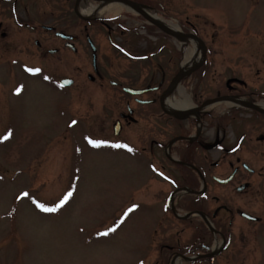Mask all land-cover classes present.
<instances>
[{"label": "rangeland", "instance_id": "374dc122", "mask_svg": "<svg viewBox=\"0 0 264 264\" xmlns=\"http://www.w3.org/2000/svg\"><path fill=\"white\" fill-rule=\"evenodd\" d=\"M52 1L55 0L33 3L35 12L42 15L35 23L54 24L59 8L52 7ZM101 1L78 0L76 5L79 9L96 7ZM155 1L140 2L153 3L154 8L148 11L177 25L179 31L191 32L193 26L208 42L210 92L222 87L231 75L244 79L253 88L264 85V0H159V8H155ZM72 7L73 0H67L65 16L62 15L64 29L78 34L83 24L76 19ZM104 14V19H120L126 31L121 36L119 30L112 34L119 49L109 43L105 30L92 35L98 48L97 68L106 77L104 87L98 80L88 79L95 74L90 52L84 46L77 54L65 51L56 58L41 55L31 43L28 51V42L23 43L25 32L14 27L8 15L3 18L13 26L6 40L0 38V138L7 137L0 139V264H156L160 243H173L175 237L168 232L180 231L183 226L169 224L168 230L157 232L151 242L149 234L160 210L141 202L161 205L171 188L161 178L148 177L143 157L125 153L123 145L115 142L126 138L148 147V140H165L171 129L156 131L150 120L142 118L138 135L123 131L116 137L111 123L104 124L112 122L124 108L122 92L108 87V81L137 84L135 80L145 74L138 77L133 70L147 65L135 54L152 45L149 37L165 35L125 7L117 14ZM134 31L138 38H132ZM35 37L54 44L40 35ZM162 40L174 52L182 47L170 37ZM15 41L22 43L13 46ZM191 46L187 43L183 48ZM186 51L181 56L174 53L167 63L170 72L182 70ZM168 57L163 52L157 61L164 64ZM65 77L74 81L69 88L58 86V80ZM172 90L165 99L176 96ZM260 103L264 104V100ZM229 104H221L217 111ZM174 113L183 117V112ZM248 115L242 114L245 118ZM251 125H245L244 130H250L248 135H264V128L255 130ZM231 132L228 128V135ZM247 159L252 160L250 156ZM153 160L155 165L171 171L172 166L160 152ZM252 164L258 167L262 163L259 160ZM248 195L240 197L241 202L248 201ZM38 204L56 210L42 211ZM258 209L253 211L264 219V209ZM182 233L178 238L187 242L189 234ZM258 243L255 252L246 254L243 264H253L258 259L262 261L257 264H264V237ZM228 250L222 251L216 261L222 264L230 258L226 264H242L238 254H233L232 248ZM170 264H174L173 260Z\"/></svg>", "mask_w": 264, "mask_h": 264}, {"label": "flooded vegetation", "instance_id": "af4514ba", "mask_svg": "<svg viewBox=\"0 0 264 264\" xmlns=\"http://www.w3.org/2000/svg\"><path fill=\"white\" fill-rule=\"evenodd\" d=\"M45 1L47 0H0V38L6 40L10 34L8 30L14 24V27L25 32L23 43L28 42L25 45L28 51H31L29 50L31 43L41 55L56 58L65 51L77 54L84 46L89 50L92 59L94 51L90 42L94 45L93 34L105 30L109 43L118 46L112 40L113 32L119 30L120 36L126 32L120 19L84 20L75 13L76 0H73L72 8L76 19L83 24L80 33L73 34L64 29L62 15L65 16L67 0L52 1L51 6L59 8L54 24H44L41 21L35 23L42 15L38 11L36 13L32 5L34 2ZM130 1L154 8L153 3L140 2L142 0ZM156 1L154 6L159 8L162 3ZM5 15L9 16L12 25L5 22L3 19ZM92 24L94 26L91 33L89 27ZM36 34L53 41L54 44L48 45L36 38ZM59 34L69 38L61 37ZM197 36L202 41L199 48L205 50L204 63L172 88L171 93L176 96L168 97L170 101H175L179 100L180 96H185L191 104V108L181 111L184 113L182 118H175L164 112V109H167V98L165 99L167 89L178 73L170 72L167 63L171 62L174 53L181 56V52L187 50V47L179 51L176 49L174 52L170 45L165 46L164 43L168 42L162 40L168 39V36H155L149 37L153 40L152 45L146 47L145 51L135 54L147 65V68L133 70L138 72V77L142 72L145 74L141 79L135 80L137 84L128 85L129 83L125 82L122 85L108 81V87L122 92L121 104L124 108L123 111L117 112L112 122L109 120L104 124L111 123L113 135L114 124H119L116 137L123 131H127L126 135H138L142 128L139 125L143 122L142 118L150 120L156 131L167 127L172 131L171 135H166L165 140L151 138L148 140V147L140 143L135 144L126 138L115 140L124 146L125 153L143 157L144 166L149 172L148 177L161 178V181L171 188L162 198L161 205L150 206L141 202L142 205L160 210L153 228L154 232L151 231L149 234L151 242L153 237L157 236V232L168 230L169 224L175 228L183 225L180 231L177 229L174 233L168 232L167 235L175 237L171 240L173 243H160L161 254L156 264H170L176 259L179 260L178 264H219L216 261L219 254L230 248L233 249V254H238L241 258L240 263L243 264L248 258L246 254L250 250L255 252L259 247L258 241L264 237V219L253 211L258 208L264 209V135H248L250 130H244L248 123L252 124L251 128L255 130L264 128V114L255 110L257 107L264 111L261 107L263 103H260L264 100V85L253 88L244 79L231 75L225 79L222 87H216L210 92L207 84L210 73L206 67L208 42L204 37ZM132 38L138 36L135 34ZM19 43L22 41H15L12 45ZM94 47L97 58L98 48L95 45ZM163 52L170 57L161 64L157 60ZM105 79V75L98 69L92 81L98 80L99 85L104 87ZM124 88L137 93L126 92ZM226 102L230 104L218 112L220 105ZM243 113L249 115L245 118L242 116ZM162 118H165L164 122L161 121ZM228 128H231L232 135H228ZM210 131L212 135L209 134ZM158 152L165 156L173 171L155 165L153 159ZM248 156L251 157V162L247 159ZM259 160L262 164L258 167L251 165ZM245 195H248L249 200L241 202L240 197ZM184 231L189 234L187 242L178 238L179 233ZM217 240H220V243H215ZM229 259L222 264L230 263ZM261 261L258 259L253 261V264Z\"/></svg>", "mask_w": 264, "mask_h": 264}, {"label": "bare ground", "instance_id": "6f19581e", "mask_svg": "<svg viewBox=\"0 0 264 264\" xmlns=\"http://www.w3.org/2000/svg\"><path fill=\"white\" fill-rule=\"evenodd\" d=\"M122 6L119 3H114L111 1H103L99 6L87 7V8H78L80 13L83 16L88 18H96V17H103L104 13H114L117 14L121 10ZM128 10H131L129 7H125ZM147 16L150 17L152 20L154 19L160 25H164L168 27L172 32L177 33L179 32V28L177 25H173L170 22H165L162 18L158 17L156 14H151L150 12H146ZM201 59V49L199 48L198 44L193 41L192 46L185 52L184 54V62L181 65L182 70L187 69L189 67L194 66L197 62ZM166 106L169 110L174 112H181L183 110H187L191 108V104L185 99V96H180L179 100L170 101L168 98L166 100ZM264 108V104L261 105ZM217 247V246H216ZM214 247V248H216ZM178 259L174 261V264H178Z\"/></svg>", "mask_w": 264, "mask_h": 264}, {"label": "water", "instance_id": "95a60500", "mask_svg": "<svg viewBox=\"0 0 264 264\" xmlns=\"http://www.w3.org/2000/svg\"><path fill=\"white\" fill-rule=\"evenodd\" d=\"M117 1H121V2H124V3H127L129 4L132 8H134L141 16L145 17L147 20H149L153 25H155L156 27H158L162 32L166 33L167 35H170V36H173L179 40H181L182 37L184 36H188V37H194L192 34H183V33H179V34H175L173 32H170L168 29H166L165 27L161 26L160 24H158L155 20H152L150 17H148L145 13H143L141 10L138 9V7L133 4L132 2L130 1H127V0H117ZM199 44H201V42L199 40H197ZM204 56V50H203V53H202V57ZM203 59V58H202ZM93 61H94V68H95V58H93ZM202 62V60L195 66H193L190 70L188 71H184V72H180L177 77L173 80L172 84L171 85H175L179 82V80L187 75L190 74L191 71H193L194 69H196L197 67H199L200 63ZM72 83L71 80L69 79H64V80H61L60 81V84L61 85H64V86H67V85H70ZM172 87V86H171ZM170 87V88H171ZM171 116H176V114H172L170 113ZM178 118H181V117H178Z\"/></svg>", "mask_w": 264, "mask_h": 264}, {"label": "snow or ice", "instance_id": "6c2138e0", "mask_svg": "<svg viewBox=\"0 0 264 264\" xmlns=\"http://www.w3.org/2000/svg\"><path fill=\"white\" fill-rule=\"evenodd\" d=\"M29 71H30V72H34V71H38V70L29 69ZM0 139H7V137H3V138H0ZM67 195H70V193L67 194ZM67 195H66V197H65V200L67 199ZM63 202H64V201H61V204H63ZM37 207H39L42 211H55V210H56L55 208H53V209L45 208L43 205H39V204L37 205ZM129 211H131V209H130ZM105 234H106V233H105Z\"/></svg>", "mask_w": 264, "mask_h": 264}]
</instances>
